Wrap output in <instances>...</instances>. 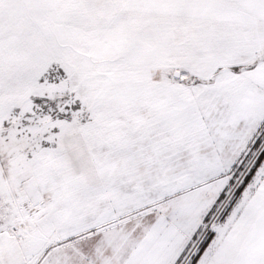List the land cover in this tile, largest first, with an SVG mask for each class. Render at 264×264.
<instances>
[{"label": "snow or ice", "instance_id": "obj_1", "mask_svg": "<svg viewBox=\"0 0 264 264\" xmlns=\"http://www.w3.org/2000/svg\"><path fill=\"white\" fill-rule=\"evenodd\" d=\"M0 264H264V0H0Z\"/></svg>", "mask_w": 264, "mask_h": 264}]
</instances>
